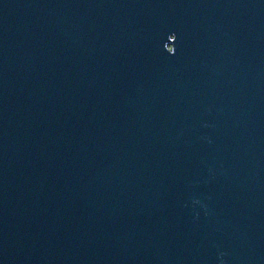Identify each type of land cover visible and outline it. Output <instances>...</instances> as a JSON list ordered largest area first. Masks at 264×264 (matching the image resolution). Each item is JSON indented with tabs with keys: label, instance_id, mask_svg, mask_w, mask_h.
Instances as JSON below:
<instances>
[{
	"label": "water",
	"instance_id": "95a60500",
	"mask_svg": "<svg viewBox=\"0 0 264 264\" xmlns=\"http://www.w3.org/2000/svg\"><path fill=\"white\" fill-rule=\"evenodd\" d=\"M0 264H264V0H0Z\"/></svg>",
	"mask_w": 264,
	"mask_h": 264
}]
</instances>
